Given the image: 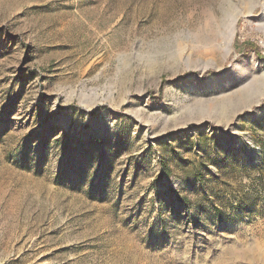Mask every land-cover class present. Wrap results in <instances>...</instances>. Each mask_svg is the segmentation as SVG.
<instances>
[{"label":"rangeland","instance_id":"374dc122","mask_svg":"<svg viewBox=\"0 0 264 264\" xmlns=\"http://www.w3.org/2000/svg\"><path fill=\"white\" fill-rule=\"evenodd\" d=\"M262 1L0 0V264H264Z\"/></svg>","mask_w":264,"mask_h":264},{"label":"bare ground","instance_id":"6f19581e","mask_svg":"<svg viewBox=\"0 0 264 264\" xmlns=\"http://www.w3.org/2000/svg\"><path fill=\"white\" fill-rule=\"evenodd\" d=\"M234 1V0H233ZM260 2V0H243L241 5L231 3L229 9H227L222 18L217 22L215 33L211 36L201 35L198 38H202V41L209 42H220L221 44L227 48L229 51L232 48V42L234 40V36L237 28V21L240 14H248L251 12V9ZM264 7V0L261 2ZM213 18V17H212ZM215 23V22H214ZM260 25L264 29V12L262 18L260 20ZM213 53V50L210 51ZM207 54V53H206ZM174 58V57H172ZM171 59V58H170ZM175 59V58H174ZM173 60V59H172ZM171 61V60H169ZM176 62V59H175ZM259 94H264V75L258 76L253 75L247 83H245L238 91L231 95H225L220 99H216L214 101L212 110H216L217 115H228L231 110H235L236 106H239V102H248L252 98L256 97ZM196 110L199 113H203L208 111L207 105L203 101H197ZM242 104V103H241ZM211 110V109H210Z\"/></svg>","mask_w":264,"mask_h":264},{"label":"water","instance_id":"95a60500","mask_svg":"<svg viewBox=\"0 0 264 264\" xmlns=\"http://www.w3.org/2000/svg\"><path fill=\"white\" fill-rule=\"evenodd\" d=\"M260 95H264V94H259V95H257L256 97L252 98V99L249 100V101H254V100H256V99L258 98V96H260Z\"/></svg>","mask_w":264,"mask_h":264},{"label":"trees","instance_id":"16d2710c","mask_svg":"<svg viewBox=\"0 0 264 264\" xmlns=\"http://www.w3.org/2000/svg\"><path fill=\"white\" fill-rule=\"evenodd\" d=\"M163 166H164V169H165V168H168V167H167V164H163Z\"/></svg>","mask_w":264,"mask_h":264}]
</instances>
